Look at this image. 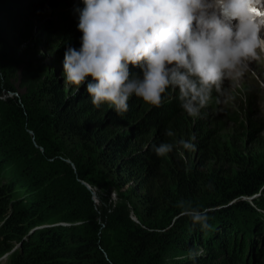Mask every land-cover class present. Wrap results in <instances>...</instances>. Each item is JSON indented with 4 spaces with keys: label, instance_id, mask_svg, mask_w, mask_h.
Segmentation results:
<instances>
[{
    "label": "trees",
    "instance_id": "obj_1",
    "mask_svg": "<svg viewBox=\"0 0 264 264\" xmlns=\"http://www.w3.org/2000/svg\"><path fill=\"white\" fill-rule=\"evenodd\" d=\"M65 2L30 0L27 7L24 5L26 12L38 16L54 5L51 12L56 17L43 20L39 28L48 33L51 55L59 62H64L67 47L78 50L82 46L83 34L79 29L71 34L74 22L69 19L79 14L76 10L66 11ZM3 20L0 17V24ZM5 22L10 27L4 32L13 34L16 46L31 39V35H21L11 20ZM3 50L6 47L0 45ZM34 90L4 101L5 116L17 117L19 128L25 129H20L18 136L26 141L17 144L11 132L16 127H7L0 135V170L14 163L23 180H5L0 174V258L10 257L1 260L4 264H214L217 261L212 252L218 246L225 248L229 264H246L245 238L263 234L264 221L260 219L253 232L248 227L244 228L247 232L238 230L237 223L243 218L241 211H256L242 199L263 189L264 167L250 171L247 164L237 160L236 179L227 182L228 188L218 186L215 178L226 165L216 131L203 118L191 123L178 97L167 100L174 89L166 90L159 106L146 104L133 95L126 113L112 108L106 118L96 107L87 106L86 100L77 101L76 94L66 93L53 72H48ZM14 91L13 86L0 81V96ZM107 120L116 129L132 125L129 132L133 137L129 132L106 131ZM193 136L197 141L194 147L211 165L199 167L200 171L187 167L185 172L180 164L177 168L155 169L163 166L165 159L154 152L153 145L171 144L169 153L177 156L179 141L190 142ZM59 172L64 174L65 184L59 182ZM99 173L109 179L106 186L114 187L130 203L138 224L125 204L113 206L104 194L100 196L101 214L93 212L92 193L83 182L96 185ZM224 179L229 180V176L221 175L219 180L225 183ZM197 188L210 195L208 206L220 208L206 214L205 208L197 207ZM21 190L28 196L15 201ZM235 199V206L226 205ZM196 214L218 217V223L206 219L209 226L205 228L203 221L193 219ZM57 215L65 225L49 224ZM17 247L19 253L15 252ZM201 249L206 255H196ZM254 257L249 264H264V239Z\"/></svg>",
    "mask_w": 264,
    "mask_h": 264
},
{
    "label": "clouds",
    "instance_id": "obj_2",
    "mask_svg": "<svg viewBox=\"0 0 264 264\" xmlns=\"http://www.w3.org/2000/svg\"><path fill=\"white\" fill-rule=\"evenodd\" d=\"M83 3L76 10L82 46L67 47L64 76L68 84L85 85L94 105L107 103L117 113L129 110L133 95L159 106L172 88L178 90L180 107L197 117L213 90L225 95V81L241 80L253 62L264 58V0ZM179 144L193 147L183 139ZM172 149L153 145L159 156ZM193 219L209 226L200 214Z\"/></svg>",
    "mask_w": 264,
    "mask_h": 264
},
{
    "label": "rangeland",
    "instance_id": "obj_3",
    "mask_svg": "<svg viewBox=\"0 0 264 264\" xmlns=\"http://www.w3.org/2000/svg\"><path fill=\"white\" fill-rule=\"evenodd\" d=\"M8 2L6 5L5 2ZM30 0H0V17L4 19L0 24V45H4L6 50L0 51V81L4 82V84H8L14 87V92L9 94H4L0 96V135L4 129L7 127L17 128L16 130H12L11 132L15 134L18 145L25 144L26 141H22L21 130H25L24 128H19V120L15 116L7 115L5 116L4 109V101L8 98H16L21 97L26 94H30L35 91L34 89L37 85L44 79L45 75L48 72H53L57 75L58 79L63 83L65 88V92L69 95L76 94L77 101H87L85 104L87 106H94L97 110L103 112V117L106 118L107 113L110 109L114 108L107 103L102 104L100 106H96L92 102V98L90 94L86 91L85 85H71L66 82L64 76V62H59L56 60L54 56L51 55V50L48 44V33L42 32L40 30V25L43 20L49 18H55L57 14L52 13L51 11L54 8L52 5V9H46L42 15H31L26 12V3ZM49 2V0H47ZM34 3V2H32ZM26 5V7H24ZM66 11H74L78 8L85 7L83 0H67L65 2ZM50 8V7H49ZM71 22H74L73 29L71 31L72 35H75V32L78 30V22L79 16L71 15L69 17ZM5 20H11L14 22V28L17 29L19 33L31 35V39L24 40L22 44L16 46L15 43L12 42V35L4 32L6 26ZM264 34V33H263ZM9 45V47L7 46ZM90 79V78H89ZM171 88H169L170 90ZM225 95L218 94L215 90H213L212 97L209 101V104L201 110L199 116L192 117L189 116L185 112V116L190 119V122L193 123V120H197L199 118H203L206 120L207 124L210 125L211 129L216 131V139L217 145L219 149L223 152V160L225 161V168L221 171L219 176L216 179L218 186L228 188L227 182L234 181L236 179L237 173L239 172V168L236 165L237 160H240L242 164H247V170L254 171L259 167H264V63L263 60L259 62H253L250 65L249 71L245 74V76L237 81L236 83H232L231 81H225L223 86ZM178 97V90L174 89L171 93H168L167 100H173ZM219 100V103L217 102ZM133 101V96L129 98V101ZM7 110V109H6ZM110 120H107L106 131L112 132H129L132 130V125H129L125 128L116 129L110 126ZM108 128V129H107ZM192 133V131H191ZM29 134L34 136V132L29 130ZM130 137H133V132L128 133ZM7 135V133H6ZM5 135V136H6ZM192 138V137H191ZM35 140V137H32ZM13 142V140H12ZM194 142V143H193ZM196 138L193 136V140L190 139V142L193 147L190 149H185L181 145L179 146V150L177 152V156H171V153H167L164 155V165L157 166L155 169H160L162 171L164 168H177V164L183 168L185 172L187 171V167L193 168L195 171H200L199 167H203L205 165H211L210 162H205L202 158L201 151L194 147L196 143ZM36 144V143H35ZM40 148V146L38 145ZM144 149H147V146H143ZM40 151H43V148H40ZM38 157V156H36ZM226 157V159H224ZM33 158V157H31ZM243 159V161H242ZM148 163H152L149 159L146 160ZM70 162V161H69ZM68 162V163H69ZM217 162V161H215ZM75 168V166L73 167ZM76 171V169H74ZM58 176L59 182L61 184H65L64 174L59 172ZM0 174L2 178L10 179L16 178L20 179L19 172L16 169V165L14 163L10 164L3 170H0ZM223 175V177H228L229 180L224 179V182H221L219 179ZM68 178V177H67ZM67 178L65 179L67 182ZM98 178L95 182L96 185H91L87 182L85 183L87 189L92 193V201L94 203L93 212L96 213L97 216L101 214L102 202L100 196H108L110 199L109 203H112L113 206H118L121 204H125L130 211L132 219L138 224V219L136 220L133 216L136 215L135 211L131 208L130 203L123 199L114 187L106 186L109 184V179L106 175H100L96 177ZM20 182H23L20 179ZM90 188V189H89ZM200 191V188H197L196 194V202L197 207L205 208L206 214L214 212L218 210L220 207L208 206V199L210 195L205 194V190ZM263 191V192H261ZM258 194L243 198L242 200H246L247 203L254 210H246V211H236L242 213L243 218H239V223H237V229L240 228L245 230L247 227L252 230L259 226V222L264 221V186ZM199 192V193H198ZM15 201H22L23 197L28 196L27 192L24 193L23 190L19 191ZM30 194H38L36 191H31ZM104 194V195H103ZM201 198V199H200ZM195 199V197H194ZM255 200H258L261 205L257 204ZM211 202V201H210ZM208 203V204H207ZM238 200H233L231 203H227L226 205H236ZM263 203V204H262ZM260 207V208H259ZM233 214L234 208L230 210ZM236 212V213H237ZM259 213L260 216L257 215ZM263 215V217L261 216ZM137 216V215H136ZM60 216H54V219L49 221L50 225H65L63 220L59 219ZM211 223H218V217L204 216ZM262 217V218H261ZM216 218V219H215ZM261 219V220H260ZM178 219H174L173 222L176 224ZM254 221V222H252ZM172 224L175 226V224ZM264 223V222H263ZM67 226H71L70 224H66ZM264 231V230H263ZM247 232V230H245ZM264 234V233H263ZM263 234L259 236H254L253 238H245L246 245V253L245 262L249 264L252 260H255L256 251L258 248V244L261 240L264 239ZM15 252H20V248H15ZM206 251L199 250L196 255L203 256ZM215 256L216 263L214 264H229L226 259L225 248L222 246H218L216 250L212 252ZM195 255V254H194ZM10 257H4L6 261H8ZM1 260V258H0ZM1 261L0 264H4Z\"/></svg>",
    "mask_w": 264,
    "mask_h": 264
},
{
    "label": "bare ground",
    "instance_id": "obj_4",
    "mask_svg": "<svg viewBox=\"0 0 264 264\" xmlns=\"http://www.w3.org/2000/svg\"><path fill=\"white\" fill-rule=\"evenodd\" d=\"M262 35H264L263 33H262ZM262 60H263V63H264V58H262ZM232 83H236L237 81H231Z\"/></svg>",
    "mask_w": 264,
    "mask_h": 264
},
{
    "label": "water",
    "instance_id": "obj_5",
    "mask_svg": "<svg viewBox=\"0 0 264 264\" xmlns=\"http://www.w3.org/2000/svg\"><path fill=\"white\" fill-rule=\"evenodd\" d=\"M85 186H87L85 183H83ZM90 189V188H89Z\"/></svg>",
    "mask_w": 264,
    "mask_h": 264
},
{
    "label": "built area",
    "instance_id": "obj_6",
    "mask_svg": "<svg viewBox=\"0 0 264 264\" xmlns=\"http://www.w3.org/2000/svg\"><path fill=\"white\" fill-rule=\"evenodd\" d=\"M134 217V216H133ZM136 219V217H134ZM137 220V219H136Z\"/></svg>",
    "mask_w": 264,
    "mask_h": 264
}]
</instances>
